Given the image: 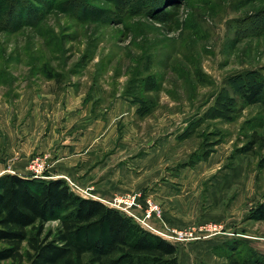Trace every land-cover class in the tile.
Masks as SVG:
<instances>
[{
	"label": "rangeland",
	"instance_id": "rangeland-1",
	"mask_svg": "<svg viewBox=\"0 0 264 264\" xmlns=\"http://www.w3.org/2000/svg\"><path fill=\"white\" fill-rule=\"evenodd\" d=\"M43 1L30 0L39 15L18 30L0 25V152L10 144L29 149L36 128L41 139L54 124L61 131L63 113L55 117L52 110L66 108L67 100L90 107V119L106 122L115 111L116 150L132 130L134 158L146 153L147 137L154 144L172 136L171 160L159 169L164 176L210 159L218 165L200 183L196 217L183 227H158L163 204L145 190L101 200L134 195L130 209L140 217L151 200L161 209L147 220L153 228L197 237L180 246L216 238L210 233L222 228L224 242L194 251L199 264H229L228 255L252 251L264 255V221L252 218L264 203V105L241 96L248 81L264 80V0H180L160 12L146 11L140 0ZM20 15L27 18L28 11ZM123 103L131 113H119ZM162 119L164 127L153 135ZM255 137L253 150L240 153ZM35 159L46 163L37 179L47 180L44 155L30 156V177ZM132 160L126 165L141 174L144 167ZM65 180L81 195L98 196L96 184Z\"/></svg>",
	"mask_w": 264,
	"mask_h": 264
},
{
	"label": "trees",
	"instance_id": "trees-1",
	"mask_svg": "<svg viewBox=\"0 0 264 264\" xmlns=\"http://www.w3.org/2000/svg\"><path fill=\"white\" fill-rule=\"evenodd\" d=\"M140 1L146 11L160 12L180 0ZM3 8L0 25L15 30L39 15L30 0H0ZM25 10L27 18L20 15ZM241 96L249 105H264V80L248 81ZM258 140L240 153L251 152ZM252 218L264 221V203ZM52 221L58 224L48 229ZM0 245V264H180L175 244L103 202L76 194L65 179L0 176ZM228 262L264 264V255L231 254Z\"/></svg>",
	"mask_w": 264,
	"mask_h": 264
},
{
	"label": "crops",
	"instance_id": "crops-1",
	"mask_svg": "<svg viewBox=\"0 0 264 264\" xmlns=\"http://www.w3.org/2000/svg\"><path fill=\"white\" fill-rule=\"evenodd\" d=\"M125 104L127 103L116 107L119 113L125 114L124 111L131 113L132 108L124 106ZM65 106L64 109L55 106L52 110L55 117L60 111L63 113L61 131L56 132L54 129L56 124H54L52 130L41 139L39 129L36 128L30 134L32 145L29 149L15 148L14 144H10L5 151L0 152V176L17 174L30 177L27 169L30 156L44 155L48 160L47 180L69 178L84 186L96 184L98 196L95 199L99 201L118 193L147 191L148 196L154 197L163 204V217L157 221L158 227L166 223L174 227H183L196 217L193 205L199 196L200 183L204 178L212 175L217 163H211L210 159L208 162L200 163L196 170L181 169L176 176L171 174L164 176L159 169L171 160L172 154L169 148L172 136L165 139L157 137L156 144H150L154 137H147L146 153L141 158H134L136 154L129 153L133 150L132 130H126L121 147L116 150L118 135L115 128V111L110 112L107 115L108 120L104 122L97 118L90 119L91 108L82 107L80 102L67 100ZM37 118L38 116L33 118L36 124ZM164 125L165 119L160 120L153 135L158 136ZM9 136L14 143L15 135L11 133ZM18 156L20 158L15 162ZM130 159L144 167L141 174H136L129 165H126L127 160ZM10 160L14 162L9 163ZM218 188L222 190L223 186ZM222 236L218 235L211 240L195 244L183 246L177 244L179 263L199 264L200 259L196 257L194 251L197 248L210 249L216 246L224 240L225 237ZM194 261L196 263H193Z\"/></svg>",
	"mask_w": 264,
	"mask_h": 264
},
{
	"label": "built area",
	"instance_id": "built-area-1",
	"mask_svg": "<svg viewBox=\"0 0 264 264\" xmlns=\"http://www.w3.org/2000/svg\"><path fill=\"white\" fill-rule=\"evenodd\" d=\"M46 167V163L40 159H35V161H33L29 167V171L32 173V177L34 178H41L42 173L44 172V169ZM72 190L85 198H92L93 196L91 195H81L80 194V190L73 188ZM136 197L134 195H130L127 197H115L114 200L112 202L106 203V201L101 200L105 205L119 211L120 213L132 218L133 220H135L138 224H140L143 228L159 235L160 237H162L163 239H165L166 241L172 243V244H184L186 242L189 241H193V240H197V237L194 236L192 233H190L189 235L184 234L183 232H177L175 231V233H167L164 231H159L155 228H153L149 223H148V218H151L153 215L155 214H160L161 213V209L159 208V206L157 204H154L151 200L148 201V207L146 210V217H140L139 215L136 214V212H134L133 210L130 209L131 206L136 204ZM223 233V229L219 228L218 230L215 229L214 231H212L210 233L211 236H217V235H221ZM209 236L207 235V238Z\"/></svg>",
	"mask_w": 264,
	"mask_h": 264
}]
</instances>
